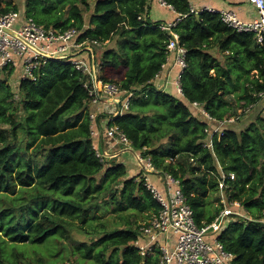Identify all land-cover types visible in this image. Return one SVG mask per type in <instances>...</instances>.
Instances as JSON below:
<instances>
[{"label":"trees","instance_id":"obj_1","mask_svg":"<svg viewBox=\"0 0 264 264\" xmlns=\"http://www.w3.org/2000/svg\"><path fill=\"white\" fill-rule=\"evenodd\" d=\"M22 1L0 0V16L18 11L47 29L76 28L81 41L115 47L49 61L16 91L15 70L0 74L7 77L0 80V264H159V251L143 257L135 243L160 206L119 157L97 156L86 77L70 61L77 57L100 63L99 79L134 92L129 111L110 125L180 181L197 224L211 223L223 208L219 165L236 175L227 202H239L252 219L236 218L218 238L236 264H264V118L238 127L264 100V42L216 12L190 14L191 0H164L183 15L175 28L188 50L182 96L154 82L171 37L164 21L151 18L153 0ZM194 102L217 120L236 118L212 149L204 147L211 124Z\"/></svg>","mask_w":264,"mask_h":264},{"label":"built area","instance_id":"obj_2","mask_svg":"<svg viewBox=\"0 0 264 264\" xmlns=\"http://www.w3.org/2000/svg\"><path fill=\"white\" fill-rule=\"evenodd\" d=\"M251 4L257 18L244 22L234 11H214L212 9H196L191 6L190 14H199L204 10L220 14L222 21L238 32L254 33L259 42H264V0H245ZM164 6L172 9L164 0H158ZM176 13V12H175ZM177 14L173 22L161 24V29L170 35L168 43V61L174 58V64L180 73L176 79L177 91L184 95L181 87V76L187 68L188 50L181 45L180 35L175 28L182 21L183 15ZM83 30L76 28L67 31L47 29L32 17H26L18 11H10L0 16V74L14 69L21 71V79L36 80L38 70L49 61H62L71 57L74 52L86 47H104L108 42L81 41ZM71 59V58H70ZM71 63L81 72L86 80L84 87L88 89L91 101L89 118L92 122V135L95 140L97 156L108 162L120 158L124 153L131 152L136 156L141 172L137 180L144 182L145 188L158 202L160 208L141 228L142 235L135 245L143 257L152 256L159 251V264H236L234 253L213 234L223 231L229 222L236 218L251 221V217L239 202H227L229 182L236 180L234 173H226L219 165V191L223 208L209 224L199 225L195 219L192 207L187 203L180 181L169 173L157 170L151 155H143L132 148V141L116 125H110L113 118L129 111L134 96L133 91L126 90L118 83L104 82L99 79L101 64L90 63L84 58H72ZM162 70L155 76L159 78ZM20 80V79H19ZM264 97V94H260ZM193 106L205 117L211 126L206 128L208 135L204 147L213 148V138L216 134H224V127L233 123L236 118L217 120L204 105L194 102ZM101 116H106L105 121ZM103 130V132H102ZM106 140L105 143H103ZM151 175H159L162 188L151 180ZM261 222L264 223V212ZM210 238V239H209Z\"/></svg>","mask_w":264,"mask_h":264},{"label":"crops","instance_id":"obj_3","mask_svg":"<svg viewBox=\"0 0 264 264\" xmlns=\"http://www.w3.org/2000/svg\"><path fill=\"white\" fill-rule=\"evenodd\" d=\"M154 5L156 7L155 9H154ZM191 5L196 9L208 8L214 11H234L239 17V19L244 22H249L257 18V12L255 8L245 0H191ZM154 11L159 17L154 16ZM152 14L154 17H156L158 21H164L165 23L173 22L177 17V14L172 9L162 6L158 2V0H153ZM179 73L180 70L174 64V58L171 57L169 62L167 63L166 68L162 71L159 78L155 81L156 86L167 92L176 93L177 87L175 82ZM96 141L97 144L99 142L102 144L101 141L99 140ZM103 143H105L104 146H106L107 144L106 140L104 141L103 139ZM121 157L119 159L122 160L127 166H129L127 161L137 166L136 167L137 173L134 175H138L141 172V168L139 166V162L136 159V156L131 157L130 154H125L123 158ZM153 176L155 177L153 178V180L151 179L152 182L162 188V182L160 176L159 175H153Z\"/></svg>","mask_w":264,"mask_h":264},{"label":"rangeland","instance_id":"obj_4","mask_svg":"<svg viewBox=\"0 0 264 264\" xmlns=\"http://www.w3.org/2000/svg\"><path fill=\"white\" fill-rule=\"evenodd\" d=\"M2 1H3V3L6 1L8 3H11L12 5L21 4L23 2L22 0H2ZM3 5H5V3ZM80 6L82 7L83 4L80 3ZM155 8L156 7L154 5V9ZM154 16L159 17L155 13V11H154ZM154 16L151 13L152 20L153 21H156L157 19ZM114 47H115V41L111 42L108 46H106V49L114 48ZM101 50H104V49H101ZM80 58H83V57H80ZM97 58L99 59L98 56H97ZM5 79H7V77H5V75H1L0 76V80H3L4 81ZM19 79H21V71H17V73H14V75L11 78V83H12L13 88H14L15 91L17 90L16 88L19 85ZM8 81L10 83V80H8ZM233 97L234 96H230L231 101L235 102V100H236L238 102L237 98L236 99H233ZM242 103H243V101L238 102V105L239 106L240 105H243ZM261 105H262V107H261ZM263 106H264V100L260 103V105H258L257 107L253 108L249 113H247L244 117H242L240 119V121H239L240 123L238 124V127H244V128L247 127L250 123H252L253 121H255L260 115L263 116V118H264V108H263ZM238 111H239L240 114L244 112V110L242 108H240V107H239V110ZM105 119H106V116H101V120L102 121H105ZM5 127H7V126H5ZM130 156L131 157H134L132 154H130ZM133 160H134V158H133ZM127 162L129 164V166H127L128 167V171H130L129 176H136L134 174L137 173V171H136V167L137 166L134 165V164H132V163H130L129 161H127ZM154 177L155 176L152 175L151 179L153 180ZM0 202H1V199H0ZM213 235L215 237H217V236H219V233H215ZM66 262H68V260H66Z\"/></svg>","mask_w":264,"mask_h":264}]
</instances>
